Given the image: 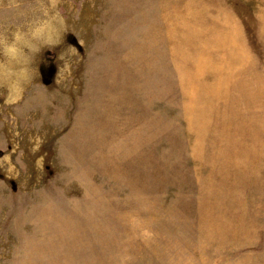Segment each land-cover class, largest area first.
Returning <instances> with one entry per match:
<instances>
[{"label": "rangeland", "instance_id": "rangeland-1", "mask_svg": "<svg viewBox=\"0 0 264 264\" xmlns=\"http://www.w3.org/2000/svg\"><path fill=\"white\" fill-rule=\"evenodd\" d=\"M55 3L0 91V264H264V0Z\"/></svg>", "mask_w": 264, "mask_h": 264}, {"label": "clouds", "instance_id": "clouds-1", "mask_svg": "<svg viewBox=\"0 0 264 264\" xmlns=\"http://www.w3.org/2000/svg\"><path fill=\"white\" fill-rule=\"evenodd\" d=\"M14 21L7 33L0 34V91L12 99L36 88L37 68L43 53L56 52L65 42L67 24L55 0L38 2L24 11L15 3L5 5ZM60 56L58 52L56 58Z\"/></svg>", "mask_w": 264, "mask_h": 264}]
</instances>
